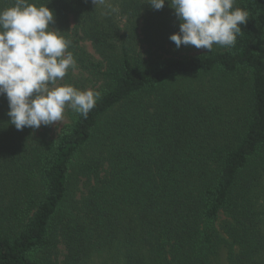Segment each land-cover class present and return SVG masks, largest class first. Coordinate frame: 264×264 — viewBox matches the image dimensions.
I'll return each instance as SVG.
<instances>
[{"label":"trees","instance_id":"1","mask_svg":"<svg viewBox=\"0 0 264 264\" xmlns=\"http://www.w3.org/2000/svg\"><path fill=\"white\" fill-rule=\"evenodd\" d=\"M108 1L29 0L53 11L100 96L55 137L16 130L0 96V264H56L60 241L68 264L93 245L123 264H214L222 248L227 264H264V0H236L249 15L234 47L169 57L173 10L140 51L138 31L166 13Z\"/></svg>","mask_w":264,"mask_h":264},{"label":"clouds","instance_id":"2","mask_svg":"<svg viewBox=\"0 0 264 264\" xmlns=\"http://www.w3.org/2000/svg\"><path fill=\"white\" fill-rule=\"evenodd\" d=\"M95 4L97 0H92ZM165 3L179 20V32L169 36L177 49L194 46L212 52L213 46L234 47L248 12L236 0H147L154 10ZM54 13L46 5L15 0L0 10V96L8 103L9 123L16 130L39 129L63 119L66 108L83 118L100 93L80 90L59 81L76 67L70 42L50 27Z\"/></svg>","mask_w":264,"mask_h":264},{"label":"rangeland","instance_id":"3","mask_svg":"<svg viewBox=\"0 0 264 264\" xmlns=\"http://www.w3.org/2000/svg\"><path fill=\"white\" fill-rule=\"evenodd\" d=\"M109 2L110 0L108 1V3ZM146 3H147V0H146ZM161 10L166 14L161 15L158 13L157 17H159V22L156 21L157 23L151 30L145 31L146 27H143V25H141V27L143 28L141 29V31L140 30L138 31V35H137V39H138L137 47L140 51H143L144 49L148 48L150 45V43L147 42L145 35H152L153 37L156 34L158 35L161 32L159 25L161 26V24L168 19L167 18L168 13L172 9L168 6L167 3H165V6ZM156 12L157 11L153 9V11L151 12V15L148 14L146 16H151L150 18L153 19L152 16L156 17ZM118 21L121 22L122 26L123 24H125L124 18L119 17ZM176 22L178 23V21ZM72 25L73 24L71 23L70 25L71 28H72ZM162 37L168 38L167 36H162ZM77 39H78V45L82 48L85 54L91 59H93V61L96 62L98 60V56L95 53L91 43L83 40L81 35H78ZM160 40L163 41V38H160ZM155 49L156 48L154 47L152 50H155ZM261 49L264 51V40L261 42ZM204 51L205 49H202V48L196 49L194 46H187V47L181 46L179 49H177L173 45H170L165 42L163 50H159L160 53L158 54L159 55L162 54L163 57H169L170 54H168V52L177 53L178 56H184V55H196ZM59 83L60 84H70L80 90H85V89L94 90L95 87H98L100 85L99 82H97L98 84L97 86H95L94 83H96V81L94 80V77L89 75L88 72L84 71V69H82L77 63L74 69L70 68L68 70L67 75L63 78V80L59 81ZM69 109L70 108L65 109L64 114H63V119L61 121L54 123L52 125H49V130H50L52 137H55L57 134H59V132L63 129V127L69 123V117H68ZM42 127L43 125L37 130L38 131L41 130ZM79 188L80 186L78 187V189ZM257 192L262 193L261 189L257 190ZM79 195L80 193L78 192L75 193L73 200L74 199L79 200L80 198ZM225 219L226 218L224 215H220L218 224L219 222L221 223ZM222 235H223V238H225L224 234ZM95 246L96 245H93L91 253L87 257L76 262V264H123L122 253L117 250V247H114L112 249L107 247L103 249L101 247H95ZM67 255H68V249L66 247V244L60 241L56 245V248L53 254L51 255V260L52 262H56V264H68L66 261ZM214 264H227L226 251L223 248L219 251V254L216 256L214 260Z\"/></svg>","mask_w":264,"mask_h":264}]
</instances>
